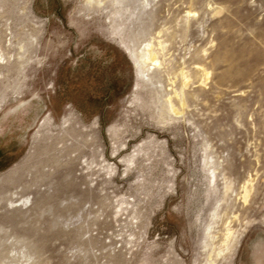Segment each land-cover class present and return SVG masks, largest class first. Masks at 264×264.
I'll return each instance as SVG.
<instances>
[{"label":"rangeland","instance_id":"374dc122","mask_svg":"<svg viewBox=\"0 0 264 264\" xmlns=\"http://www.w3.org/2000/svg\"><path fill=\"white\" fill-rule=\"evenodd\" d=\"M0 264H264V0H0Z\"/></svg>","mask_w":264,"mask_h":264},{"label":"bare ground","instance_id":"6f19581e","mask_svg":"<svg viewBox=\"0 0 264 264\" xmlns=\"http://www.w3.org/2000/svg\"><path fill=\"white\" fill-rule=\"evenodd\" d=\"M149 51H150V50H149ZM151 54H152V53H151ZM151 54H150V55H151ZM153 56H154V55H153ZM153 56H152V57H153ZM146 59H148V58H146ZM150 61H151V60H150ZM153 62H155L156 64H158V61H156L155 58L153 59ZM153 62H152V63H153ZM171 108L173 109V111H175V108H174L173 105H171Z\"/></svg>","mask_w":264,"mask_h":264}]
</instances>
